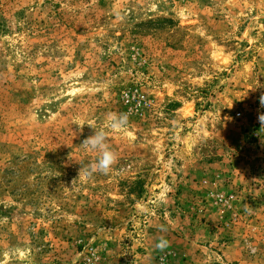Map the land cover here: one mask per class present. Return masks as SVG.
Wrapping results in <instances>:
<instances>
[{
	"label": "rangeland",
	"instance_id": "rangeland-1",
	"mask_svg": "<svg viewBox=\"0 0 264 264\" xmlns=\"http://www.w3.org/2000/svg\"><path fill=\"white\" fill-rule=\"evenodd\" d=\"M262 94L264 0H0V264H264Z\"/></svg>",
	"mask_w": 264,
	"mask_h": 264
},
{
	"label": "clouds",
	"instance_id": "clouds-1",
	"mask_svg": "<svg viewBox=\"0 0 264 264\" xmlns=\"http://www.w3.org/2000/svg\"><path fill=\"white\" fill-rule=\"evenodd\" d=\"M260 105L264 108V94L260 97ZM106 119L111 130L125 129L129 121L128 114L115 112L107 113ZM258 120L261 126L264 127V111L259 113ZM90 127L92 128V126ZM80 146L85 151L95 153V159L88 165L84 166L77 162L80 164L79 175L83 173L89 179L96 174H110L119 160L118 153L109 142L108 132L103 128L94 130V134L85 138ZM157 247H160V245H157Z\"/></svg>",
	"mask_w": 264,
	"mask_h": 264
}]
</instances>
